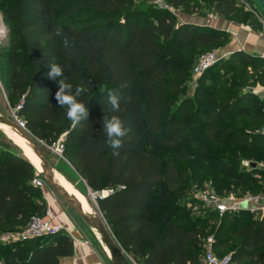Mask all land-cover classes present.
<instances>
[{"label":"trees","instance_id":"1","mask_svg":"<svg viewBox=\"0 0 264 264\" xmlns=\"http://www.w3.org/2000/svg\"><path fill=\"white\" fill-rule=\"evenodd\" d=\"M160 1L187 15L196 13L190 0ZM210 4L218 18L260 29L254 15L234 0ZM85 11L88 15L75 17ZM0 14L8 27L7 40L0 45V81L9 107H19L17 116L38 141L51 146L62 138L63 158L92 192H109L96 198L99 211L135 264H201L208 237L215 255H230L231 264H264V216L255 220L246 210L219 214L207 208L202 216L177 220L180 212L191 214L196 204L203 206L189 191H202L206 182L216 192L231 186L236 192L242 188L251 196H264V172L258 164L248 162L250 172H245L235 161L236 153L222 149L238 145L251 153L264 150L259 133L264 98L237 92L250 80L248 66L253 73L264 71L263 58L234 51L214 66L224 63L229 70L245 71L239 81L219 79L220 90H208L203 85L213 66L198 79L192 99L178 98L190 79L191 61L218 51L230 40L229 33L177 23L166 10L146 11L136 0H0ZM56 27L63 30L68 47L55 35ZM178 52L192 55L179 65L170 61ZM53 63L62 67L66 83L86 88L80 99L88 119L75 128L66 107L54 99L61 78H48ZM226 85L232 90L225 91ZM109 92L120 97V111H112ZM113 115L128 129L118 156L112 154L103 127V118ZM241 117L253 125L248 130L257 126L258 131L250 134L239 128ZM153 147L179 153L162 161ZM188 147L198 149L193 160L180 155ZM221 154L227 158L221 159ZM187 163L193 172L182 169ZM208 170L213 176H206ZM37 176L19 150L0 144L1 234L22 231L33 216L45 214L43 193L32 184ZM225 178L228 182L219 185ZM192 181L198 184L190 186ZM73 249L72 238L63 231L0 242V263L62 264Z\"/></svg>","mask_w":264,"mask_h":264},{"label":"rangeland","instance_id":"2","mask_svg":"<svg viewBox=\"0 0 264 264\" xmlns=\"http://www.w3.org/2000/svg\"><path fill=\"white\" fill-rule=\"evenodd\" d=\"M190 1L196 8V13L193 15H187L180 10H175L172 8L167 9L164 6V4H161V5L156 4L155 0H140V1L136 0V3H138V5L143 10H146V11H148V10L154 11V10H158V9L166 10L168 13L175 16L177 23H182V22L186 21L185 19L187 18V20H189V21L190 20L194 21V23L193 22L192 23L195 25H204V24H206L207 19L218 18L213 12V7L210 4V0H190ZM234 3L238 7L243 8L246 12L252 13L255 17V20H257L260 24V29L256 30V32L258 31L260 33H264V13L254 3V1L253 0H234ZM84 15H88V12L85 11L83 13H80L79 15H76L75 17H80V16H84ZM0 30L2 32V34L0 35V45H1L2 43H4L7 40V37H8V27L4 24L1 14H0ZM231 39H232V35H230V40L228 41V43L222 45L223 47L220 46L219 50L221 48L226 47L231 42ZM203 54H206V53H202V54L198 55L197 58H194L191 61L190 69L188 70L190 73V79L188 80L187 85L185 86L183 92L180 95H178V98H183V97L184 98H191V99L193 98V95H194L196 88L199 84L198 79L202 76L201 75L199 78H194L193 69H194L198 59ZM188 55L191 56L192 54L190 52H184V53L178 52L174 57L170 58V61H173L174 63L181 65L186 60ZM214 65H212L210 68H212ZM223 65H224V63H223ZM223 65L214 66L210 70L209 77L207 78L206 83L203 85L208 90H213L214 92H217V90H220L219 79L224 81V82H227V83L230 80H231V82L239 81V75L241 74V72H245V71L229 70V68L227 67L226 64L224 66ZM247 70H248L247 76L250 77V80H248V82L246 81L245 83H241V87L237 89V92L240 94H251V95L257 97L258 99L264 98V83H262L264 81V77L262 75L264 72L263 68H260L258 70V73H253L251 71L250 66L247 67ZM211 84H215L216 88L210 89L209 86ZM224 90L225 91H231L232 89L228 85H226L224 87ZM195 105L196 104H194V106ZM13 112H14V110L11 107H9V105H8V102L6 99V94H5V89H4V87L0 81V116L13 122V118H12ZM241 118H242L241 120H243V121H241V124L238 126L239 128H242V130L246 129V133H250V134H255L258 131L257 126H254L253 129H251V130H248L247 128L249 127L250 122H248L247 119L244 120L243 119L244 117H241ZM230 124H232V122ZM250 125H252V124H250ZM40 142L42 145L41 146L42 150H43L44 154L46 155L48 161L52 165L53 169L55 170V172L58 173L59 175H61L72 186L74 185L73 187L74 188L76 187L75 189L79 193H81L82 195L85 196V199L88 202V204L91 206V208L96 212V214L100 218H102V215L99 211L97 201H96V198L98 197V195L89 189L86 182L76 174V172L73 170V168L70 166V164L62 156L61 157L57 156V154H55L50 149V147L47 146L43 141H40ZM0 144L4 145V146H10V147L13 146L17 150H19V152L23 155V151L19 148L18 144L9 140L8 137L6 136V134L1 129H0ZM210 148L214 149L217 147H215L214 145H211ZM227 148L231 152L236 153L235 154L236 155L235 161L239 160V163L241 164V168L242 169L244 168L243 171L250 172L246 166L248 165V162L253 161L256 164H258V167H257L258 170L264 172V162L261 160V159H263L264 150H257L256 152L251 153V152L247 151L244 147L238 146V145H226L222 149H227ZM153 149L155 150V153L157 154V156L159 158H161L162 161H164L168 158L171 159L173 154H175L176 152L179 153V150H176V151L162 150V149H159L158 147H153ZM263 149H264V147H263ZM197 153H198V149L188 147V148L184 149V151L181 152L180 155H182V154L189 155L190 158L193 160V158L195 157V155ZM226 158H227L226 155L221 154V159L225 160ZM203 167H206V165L202 164L199 166V168H201V169H203ZM182 169L187 170L188 172H193V170L189 168V163L182 164ZM36 172H37V175L40 176L44 180L42 175L37 170H36ZM206 173H207V175H206L207 177H209L211 175L213 176V172L211 170L206 171ZM227 182L228 181L225 178V179H221L218 184L220 185L221 183H227ZM45 184H46V182H45ZM197 184H198L197 181H192L189 183L190 186H194ZM218 184L216 185L217 187L219 186ZM46 188L54 196L57 204L60 206V208L62 210L63 215L74 226L75 231L84 240V242L88 245L93 246L98 252L104 254V252L101 249L96 238L93 236L91 231H89L88 226L81 220V218L67 205V203L65 201H63L52 189H50L47 186V184H46ZM229 190H231V191H229ZM229 190L226 192H223L221 190H219L220 192H216V191H214L213 186L209 182H206L202 187V192H212L217 196H218V194L228 196L229 194L237 195V194H241V193L243 196L250 195V193H248V191H243L242 188L239 189L238 192H236V190L232 189V187L230 186ZM198 192H200V191H198ZM189 194L191 196H193L194 198L196 196V192H193V191L191 192V190L189 191ZM225 196H223V197H225ZM243 196H241V197H243ZM218 197H220V196H218ZM206 210H207V208L205 206H201L198 203L195 206L194 213L189 214L185 211H182L178 214L177 220H184L185 218H195L196 216H202V215H204V211H206ZM216 218H218V217H216ZM209 226H210L209 230H213V228H214L213 225L210 224ZM0 236H1V233H0ZM208 238H211V237H208ZM204 253H205V249L201 253V260L203 258ZM124 254L126 255V258H127L129 264H135L132 261V259L130 258V256H128L125 252H124Z\"/></svg>","mask_w":264,"mask_h":264},{"label":"built area","instance_id":"3","mask_svg":"<svg viewBox=\"0 0 264 264\" xmlns=\"http://www.w3.org/2000/svg\"><path fill=\"white\" fill-rule=\"evenodd\" d=\"M155 2L159 5L163 4L160 0H155ZM164 6L167 9H171L166 5ZM247 28L251 30L249 27ZM223 57L224 55H221L218 51L201 55L193 69L194 78H199L207 69H209ZM17 110H19V107H17L12 114L13 122L20 130L26 131L25 123L17 116ZM259 133L264 136V126L260 128ZM49 147L55 154H57V156L63 157L62 138H60L57 142ZM32 184L34 187L39 188L41 191L46 188L45 181L40 176H37L33 180ZM108 193V191H103L101 194L97 195L98 198H104ZM195 198L200 203H202L203 206L209 209H213L219 214H223L225 212H236L240 210H246L252 214L256 211H261L264 213V205L258 203L260 198H258L257 196L255 197L248 195L237 197L235 195L229 194L225 197H218L212 192L200 191L196 193ZM62 231L67 233L70 237L77 241V238L73 236L75 230H70L67 224L54 223V217L52 216L49 208H47L43 216H33L24 230L1 234L0 242L9 243L14 241H27L37 237L54 235ZM212 244V237L208 238L205 243V253L201 260V264H231L230 255H226L221 258L217 257L213 251Z\"/></svg>","mask_w":264,"mask_h":264},{"label":"crops","instance_id":"4","mask_svg":"<svg viewBox=\"0 0 264 264\" xmlns=\"http://www.w3.org/2000/svg\"><path fill=\"white\" fill-rule=\"evenodd\" d=\"M185 20L182 23H194V21H189L187 18ZM204 25L223 30L232 35L231 42L226 47L218 50L224 57H227L234 51H245L264 59L263 33L249 30L246 26L237 25L220 18L207 19ZM42 193L46 207L49 208L54 217V223L67 224L70 230H75L74 226L65 218L60 206L47 188ZM257 197L260 198L258 203L264 205V196ZM253 216L255 220H259L264 216V213L256 211L253 213ZM73 236L77 238V241H75L71 237L74 243L73 254L71 257L63 259L62 264H111L105 254L98 252L93 246L86 244L76 231Z\"/></svg>","mask_w":264,"mask_h":264},{"label":"clouds","instance_id":"5","mask_svg":"<svg viewBox=\"0 0 264 264\" xmlns=\"http://www.w3.org/2000/svg\"><path fill=\"white\" fill-rule=\"evenodd\" d=\"M55 35L63 37V30L60 27L55 28ZM65 47L69 46L67 37H63ZM47 76L51 80L57 81V78H61L58 83V90L54 94L58 106L67 109L66 117L71 122L73 128H75L81 121L88 119V109L85 107V103L80 99L81 95L86 91L84 86L73 87L70 83L65 82L64 73L62 67L53 63L49 67ZM126 84H122L121 87H126ZM120 97L115 92L108 93V103L111 105V109L114 112L120 111L119 104ZM103 127L107 133V143L114 156L119 155V149L123 146L122 138L127 135L128 129L124 126V121L116 115L110 118H103Z\"/></svg>","mask_w":264,"mask_h":264},{"label":"water","instance_id":"6","mask_svg":"<svg viewBox=\"0 0 264 264\" xmlns=\"http://www.w3.org/2000/svg\"><path fill=\"white\" fill-rule=\"evenodd\" d=\"M254 3L264 13V0H253ZM0 124L7 125L10 129L16 131L28 144L31 150L40 159V165L42 172L40 173L44 178L47 186L52 189L67 205L81 218V220L89 227L94 228L100 235L103 244L108 249L109 254L113 257L111 264H129L124 254V251L115 240L109 227L103 218L92 219L86 214L81 204L71 195H69L64 189H62L55 181L53 174V167L48 161L46 155L42 150L41 142L32 137L28 132L20 130L16 124L10 120H7L0 116ZM24 155V154H23ZM25 157V156H24ZM251 167H256L255 164H251ZM103 197L99 198L102 199Z\"/></svg>","mask_w":264,"mask_h":264},{"label":"bare ground","instance_id":"7","mask_svg":"<svg viewBox=\"0 0 264 264\" xmlns=\"http://www.w3.org/2000/svg\"><path fill=\"white\" fill-rule=\"evenodd\" d=\"M2 34L0 30V35ZM0 129L6 134L9 140L13 141L14 143L18 144L19 148L23 151V154L25 158L33 165V167L39 172H42V168L40 165V159L34 152L31 150V148L28 146L27 142L14 130L10 129L5 124H0ZM54 179L56 183L64 189L69 195L73 196L82 206L84 212L88 214V216L92 219H99V216L96 214V212L91 208V206L88 204V202L85 199V196L79 193L69 182H67L61 175L53 171ZM89 228V227H88ZM89 231L93 234V236L96 238L97 242L99 243L101 249L103 250L104 254L108 257L109 261L113 262V257L109 254L108 249L105 247V245L102 242V239L96 229L89 228Z\"/></svg>","mask_w":264,"mask_h":264}]
</instances>
